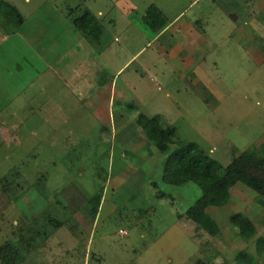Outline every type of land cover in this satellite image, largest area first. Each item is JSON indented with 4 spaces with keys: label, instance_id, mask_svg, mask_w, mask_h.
<instances>
[{
    "label": "rangeland",
    "instance_id": "374dc122",
    "mask_svg": "<svg viewBox=\"0 0 264 264\" xmlns=\"http://www.w3.org/2000/svg\"><path fill=\"white\" fill-rule=\"evenodd\" d=\"M3 1L30 22L8 37L0 27V119L20 125L11 138L0 135V264H240L235 257L242 251L264 264V210L253 190L237 183L226 205L207 208L219 228L210 236L185 216L202 189L194 182L165 184L167 154L153 152L145 134L146 141L136 131L124 146L119 140L139 111L175 129L169 151L196 143L224 167L264 142V4L244 22L247 6L240 0H234L236 20L234 2L220 0L190 7L193 0H183L171 9L168 0ZM148 2L167 4L169 18L185 8L182 21H191L193 32L206 31L210 42L187 43L200 45L194 59L159 50L140 18ZM85 11L103 12L98 42L69 29ZM49 15L56 19L51 24ZM236 28L249 29L253 41ZM43 29L40 46L31 47L26 35ZM78 43L81 58L57 61L72 75L80 72L91 85L88 95L51 68L43 72L53 62L42 58L45 52L60 57ZM114 75L115 103L108 107L97 91ZM236 214L253 219L252 239L231 226Z\"/></svg>",
    "mask_w": 264,
    "mask_h": 264
},
{
    "label": "trees",
    "instance_id": "16d2710c",
    "mask_svg": "<svg viewBox=\"0 0 264 264\" xmlns=\"http://www.w3.org/2000/svg\"><path fill=\"white\" fill-rule=\"evenodd\" d=\"M158 16L156 8L151 7L145 21L151 27H157L160 25ZM72 19L73 25L85 35L99 39L102 27L94 15L85 11ZM23 22L24 18L16 8L0 0V27L7 34L15 33ZM136 121L155 148L162 154H167L163 163L162 181L173 186L194 182L202 189V195L185 211V216L193 221L197 229L204 230L210 236L218 235L217 223L209 216L207 208L226 205L230 198V190L237 183H242L253 190L264 210V142L244 150L224 167L196 143L169 151V145L176 143L177 140L175 129L165 126L158 118L140 114ZM154 186L157 187L156 184ZM157 196L168 197L161 191H158ZM230 224L245 240H250L256 235L253 223L242 214L234 215L230 219ZM32 234L37 235L36 231H32ZM261 239L263 238H258L257 242H261ZM22 241L27 243L25 239ZM235 260H240V264L255 262L254 256L244 251L239 252Z\"/></svg>",
    "mask_w": 264,
    "mask_h": 264
},
{
    "label": "crops",
    "instance_id": "0c3cea01",
    "mask_svg": "<svg viewBox=\"0 0 264 264\" xmlns=\"http://www.w3.org/2000/svg\"><path fill=\"white\" fill-rule=\"evenodd\" d=\"M164 1H167V0H164ZM168 1H172V3L171 4H168V7L171 9V8H175V7H178V5H179V3H182V1L183 0H168ZM198 0H193V1H190L189 2V6L188 7H190V6H192L193 4H194V2H197ZM224 5H227V6H229V4H231V2H234V0H220ZM240 1H243V2H245V5L247 6L246 8L247 9H243V16L242 17H244V19H245V21L244 22H246V20H248L249 18H251L252 17V15H253V11H254V9H255V7L258 5V3H262V4H264V0H240ZM184 2V1H183ZM148 4L149 5H147V7L145 8V11H143V14L140 16V18H141V20L143 21V24H144V26L146 27V29H148V31H150L151 33H152V40H155L156 42H160V45L159 46H157V48L160 50V49H162L163 51H168V52H171V54H174V55H176V56H180L181 57V54L182 53H186L185 55L189 58H192V59H194V57L195 56H197L196 54L200 51V45H194V46H190L189 47V45L187 44L190 40H192L193 39V41H196V42H198V41H201V42H203V43H207V42H210V37H209V35H207V33H206V31H204L203 29H201V31L200 32H193L192 30H191V27H192V25L190 24V22L191 21H188V20H186V21H182V19H183V16H182V13H183V11L185 10V8L184 9H182L183 11H178V12H176V14L172 17V18H169V14L165 11L166 9H167V4L166 5H164V7H162L161 5H156V4H154V3H149L148 2ZM233 6V7H232ZM232 6H230V8H231V11L230 12H234V13H231V18H233L234 20H236L237 19V15H236V12L234 11L235 9H236V3L234 2L233 3V5ZM238 6V5H237ZM51 7V6H50ZM151 7H155L156 8V10L158 11V13H159V16H158V20H159V26L157 25V27H151L148 23H146V21H145V16H146V14H147V12H148V10L151 8ZM257 9V8H256ZM47 10L49 11V9L47 8ZM132 11H135L136 10V7H133L132 9H131ZM252 11V12H251ZM44 12H46V9H45V11ZM50 12V11H49ZM48 12V13H49ZM89 13H91L90 11H89ZM97 13L99 14L98 16H95L93 13H91L92 15H94L96 18H98L99 19V21H100V18L99 17H102L103 16V12H101V11H97ZM249 13H252V15H250ZM22 15V14H21ZM23 16V15H22ZM23 18H24V22H23V24L21 25V27L15 32V33H12V34H7V33H5L6 35H5V37H8V36H10V35H19L20 33H22V30H23V28L27 25V23L28 22H30V20L28 21V19H26L24 16H23ZM47 19V18H46ZM62 21H64V23L65 24H67L68 25V21L67 20H64V18H60ZM54 20H56L55 19V16H53V17H51L50 15H49V19H48V23L47 24H51L50 22H53ZM46 26V25H45ZM45 26H43V27H45ZM72 27V26H71ZM71 27H69V29L71 30V29H75V30H77L76 29V27L73 25V27L71 28ZM74 29H73V31H74ZM188 29V30H190V32H187L186 30ZM28 30V29H27ZM45 30L43 29V30H41V32H40V34L38 33V32H36V33H34L33 35H32V30H30L29 32H28V34L26 35V33L27 32H25V35L26 36H28L29 38H28V42L31 44V47H33V48H36L37 46L39 47L40 45L38 44V42H41L40 40H41V37L43 36V34H45V32H44ZM76 32V31H75ZM75 32H74V35H75ZM79 32H81V31H79ZM102 32H103V30H102ZM102 32H101V35H102ZM235 32L239 35V34H242V35H244L245 37H247L249 40H252V37H251V35H250V31H249V29L248 30H246L245 29V31H243V30H241V28H236V30H235ZM62 33V32H61ZM184 34V35H183ZM32 35V36H31ZM61 35V34H60ZM72 35V34H71ZM101 35H100V37H99V39L98 40H96L97 42L98 41H100V38H101ZM23 36V35H22ZM31 36V37H30ZM62 36V35H61ZM76 37L78 36V35H75ZM83 36H85L84 34H83ZM167 36H169V37H167ZM187 36V38L188 39H185V37ZM2 36L0 35V38H1ZM24 37V36H23ZM82 34H80V36H78L77 38L79 39V41H80V39H81V41H82ZM25 38V37H24ZM85 38H87V37H85ZM2 39V38H1ZM26 39V38H25ZM78 41V42H79ZM253 41V40H252ZM79 44V43H78ZM84 44V43H83ZM42 45V44H41ZM82 44H79L78 46H75L74 45V48H75V50H71V49H66V51H65V54L63 53L62 54V56H60V57H57V54H53V56H51L50 55V57H47L48 56V53H46L45 52V56H42V58L43 59H46V60H49L50 58H51V60H53V62L55 63H57V64H54L53 62H52V64L50 63H46V65H47V68H45L44 69V71L43 72H46L47 70H49L50 68L54 71V74H56L57 76H59L62 80H63V82L65 83V85L66 84H68L70 87H73L74 89H77L78 91H80V92H82V93H84V94H86V95H88V94H90L89 92H92V88H90L91 87V85L88 83V84H86V80H82V78L80 77L81 75H80V72H77V70L76 71H74V72H76V74L74 75H72V73H71V71H70V69H69V67L67 66H65V68H64V63H63V65H62V63L59 61V63H58V59H61V60H64V58L67 56L70 60L72 59L73 60V58L75 59V57L77 56L78 58H81L82 57V53H83V51H82ZM88 47V46H87ZM44 51H48L47 49H45V47L43 46V47H41ZM77 48V49H76ZM143 48L144 47H142L137 53H135L132 57H131V59H133L138 53H140L142 50H143ZM88 49H89V51L91 50V47L89 46L88 47ZM92 52L93 51H90V52H88V55L89 54H92ZM196 53V54H195ZM183 54V56H185ZM43 55H44V53H43ZM90 56V55H89ZM196 58H199V57H196ZM130 59V60H131ZM56 60V61H55ZM74 61V60H73ZM128 62L129 61H127L119 70H118V72L121 70V69H123L127 64H128ZM55 66H54V65ZM11 65V64H10ZM62 66V67H61ZM77 67H71V69H73V70H75ZM5 70H7L8 71V69H7V65H6V69ZM13 70H14V68H13ZM117 72V73H118ZM62 76V77H61ZM96 76H97V74H96ZM96 76H94V81L95 82H97V80H96ZM3 75H2V80H3ZM1 80V81H2ZM115 80V75L113 76V78H112V80H111V82L110 83H104L103 85H101V88L100 89H98V91L97 92H100L101 94V97L102 98H105V101L108 99V107L110 106V105H113L114 103H115V99H113L114 97H115V92H116V90H117V85L116 84H114V81ZM29 83H31L32 84V81H30ZM84 83V84H83ZM84 85V87H83V85ZM78 85V86H77ZM79 88V89H78ZM93 91H94V88H93ZM88 93V94H87ZM105 94V95H104ZM106 94H109V97L107 98V95ZM104 95V96H103ZM90 97V96H89ZM111 101V102H110ZM96 101H92V102H89V103H95ZM98 103V102H97ZM135 107V109H137V106H134ZM2 111V110H1ZM1 113V112H0ZM123 115H121V117L123 118L124 117V112L122 113ZM136 114H138V115H136ZM140 114H142V113H140L139 111H137V112H135V114H133L134 115V117H135V120L134 119H130L129 120V123H128V125H127V127H125V128H122L121 129V131H122V133L119 135V137H120V144H121V146H124L125 144V142L126 143H129L130 142V140H132V138L133 139H135L134 137H136V135H133L134 134V132L136 131L137 132V134H138V138L140 137L141 139L144 137V136H142V134H144L143 133V130H142V128L137 124V117L140 115ZM13 115V114H12ZM145 115V114H144ZM111 116V118H113V120H115L114 119V117H116V115H115V112H112V114L110 115ZM146 116H148V114H146ZM149 117V116H148ZM123 120H125L124 118H123ZM133 121V123H134V125H135V127L137 128V129H134L133 127V125L132 124H130L131 122ZM15 123H18V122H15ZM130 125H132V127L130 126ZM19 129H20V125H17V124H14L12 121H8V120H2V119H0V135H1V132H8L9 133V135H10V138L13 136V135H15L18 131H19ZM112 131H113V129H112ZM130 133V134H129ZM131 135L132 137L130 138V136H129V138H127L126 139V136L127 135ZM114 135H113V132H112V135H111V137H113ZM122 136H123V138H122ZM116 137V136H115ZM117 138V137H116ZM147 138V137H146ZM146 138L144 137V139H145V141H146ZM124 140V141H122V140ZM148 139V138H147ZM141 144V143H140ZM145 146H146V143H145ZM155 147V146H154ZM146 148V147H145ZM121 149H123V148H121ZM149 149H152L153 150V146L151 147V148H149ZM156 149V148H155ZM155 151H157L158 153H161V152H159L157 149L156 150H153V152H155ZM237 185V184H236ZM234 187V186H233ZM232 187V188H233ZM231 188V189H232ZM168 196V195H167ZM160 198H162V197H160ZM100 204H101V199H100V202H99V204L97 205V211H98V209H99V207H100ZM96 215H97V213H96ZM95 217V216H94ZM249 220L253 223V225H254V222H253V219L251 218V217H249ZM256 229V231H257V228H255ZM258 240V239H257Z\"/></svg>",
    "mask_w": 264,
    "mask_h": 264
},
{
    "label": "built area",
    "instance_id": "2783aa9c",
    "mask_svg": "<svg viewBox=\"0 0 264 264\" xmlns=\"http://www.w3.org/2000/svg\"><path fill=\"white\" fill-rule=\"evenodd\" d=\"M120 233H121V235H122V234H126V232H125V231H120Z\"/></svg>",
    "mask_w": 264,
    "mask_h": 264
}]
</instances>
